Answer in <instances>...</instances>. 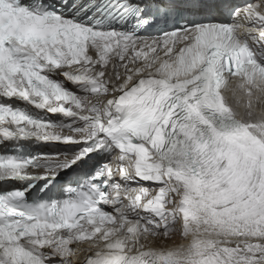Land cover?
Returning <instances> with one entry per match:
<instances>
[{
  "label": "snow or ice",
  "instance_id": "obj_1",
  "mask_svg": "<svg viewBox=\"0 0 264 264\" xmlns=\"http://www.w3.org/2000/svg\"><path fill=\"white\" fill-rule=\"evenodd\" d=\"M0 264H264V0H0Z\"/></svg>",
  "mask_w": 264,
  "mask_h": 264
},
{
  "label": "rangeland",
  "instance_id": "obj_2",
  "mask_svg": "<svg viewBox=\"0 0 264 264\" xmlns=\"http://www.w3.org/2000/svg\"><path fill=\"white\" fill-rule=\"evenodd\" d=\"M180 237V235L179 234H176L175 236H174V239H178Z\"/></svg>",
  "mask_w": 264,
  "mask_h": 264
}]
</instances>
